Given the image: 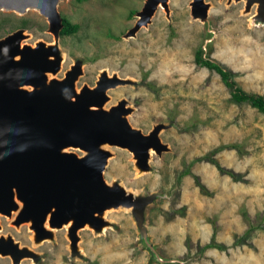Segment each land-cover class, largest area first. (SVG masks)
<instances>
[{
    "label": "rangeland",
    "instance_id": "rangeland-1",
    "mask_svg": "<svg viewBox=\"0 0 264 264\" xmlns=\"http://www.w3.org/2000/svg\"><path fill=\"white\" fill-rule=\"evenodd\" d=\"M144 1H62V17L80 28L60 36L65 59L58 76L81 58L84 73L77 86L96 85L105 69L137 79V86L110 89L107 106L126 97L135 107L132 125L145 133L156 123L172 124L160 134L170 150L153 152L150 170L138 169L128 149L108 146L114 154L104 174L109 182L117 178L133 191L165 195L147 216L151 243L162 259L140 240L131 211L112 208L107 218L115 225L106 232L79 230L85 257L71 259V241L63 228L53 242L35 248L43 254L39 264H177L166 259L179 264H264V113L233 102L221 76L196 62L209 30H214L203 57L236 72L244 90L264 94V24L251 22L256 7L245 12L244 1L207 0L213 4L212 20L205 25L192 20V0H171L169 15L160 7L148 27L127 38ZM20 27L31 33L30 42L53 40L47 18L38 11L0 12V35ZM232 144L236 147H227ZM216 148V162L204 158ZM0 216L1 234L12 233L21 244L32 245L28 224L18 228L13 219ZM211 243L221 248L209 247ZM21 263L34 264L31 258ZM0 264H12L11 258L0 255Z\"/></svg>",
    "mask_w": 264,
    "mask_h": 264
},
{
    "label": "water",
    "instance_id": "water-1",
    "mask_svg": "<svg viewBox=\"0 0 264 264\" xmlns=\"http://www.w3.org/2000/svg\"><path fill=\"white\" fill-rule=\"evenodd\" d=\"M62 1L0 0V12L24 14L34 8L57 23L53 31L54 41H38L36 46L22 43L26 38H19L23 29L0 38V215L9 217L12 212L18 211L14 224L20 226L29 221V226L32 225L36 230L37 240H44L47 236L55 240L53 228H59L60 224L69 220L75 221L77 226L69 233L73 241L71 253L77 255L80 252L81 257H84L78 244L81 239L79 230L91 223L95 225L96 233H102L105 226L115 225L107 218L106 212L111 208L128 207L138 227L140 240L149 246L152 255L162 259L151 243L147 216L149 208L165 195L140 189L134 193L121 180L116 178L109 182L104 175L110 157L114 154L108 146L130 149L137 168L143 171L150 170L153 149L158 154L170 150L160 134L165 128L171 127V123H156L145 133L130 122L135 107L126 97L107 106L112 98L108 92L110 89L123 85L137 86L140 82L121 77L115 72L110 76L105 69L100 72L96 85L86 84L76 90L75 81L84 73L85 64L84 60L77 58L66 72V92L59 91L58 78L55 79V94L39 95L37 91L31 92L27 88L39 70H51L53 67V73L56 74L62 68L65 59L60 46L64 26L59 10ZM170 1L145 0L142 9L135 13L137 21L125 37H135L140 29L148 27L160 6L169 15ZM240 1L245 2V12L251 11L256 5V13L252 18L264 24V0H227V4ZM212 5L207 0H192V20L209 25ZM209 36L202 46L204 52L212 43L215 31L209 30ZM3 81L8 85L5 90H2L5 86L2 85ZM50 98L55 99L51 104L53 111L63 110L62 115H66L62 132L65 142L80 149L82 155L70 151L72 157L58 162L46 161L36 155L39 152V133H55L52 123L60 121H44L41 112ZM32 130L37 136L30 134ZM47 223L52 228H48ZM1 226L0 223V230ZM0 255L10 256L12 264H22L25 258H31L34 264H39L43 254L28 245H22L9 233L0 234ZM166 262L179 264L181 261L166 259Z\"/></svg>",
    "mask_w": 264,
    "mask_h": 264
},
{
    "label": "flooded vegetation",
    "instance_id": "flooded-vegetation-1",
    "mask_svg": "<svg viewBox=\"0 0 264 264\" xmlns=\"http://www.w3.org/2000/svg\"><path fill=\"white\" fill-rule=\"evenodd\" d=\"M20 29L24 30L22 33H20V36L26 37L25 39L22 40V43L27 42L28 44H31L32 46H36V43L38 41H42V40L47 41V40H45V37H39L36 40H34L33 42H30V38L32 37L31 33L26 32L25 27H20V28H17L16 30H20ZM16 30H13V31L7 32V33L5 32L4 34L0 35V38L9 36L10 34H12ZM61 70H62V68H61ZM61 70L58 71L56 74L53 73V67L51 70H46V71L39 70L38 73H35L33 80L30 82V86H28L27 88L31 92L37 91L39 95H47L48 93H54L55 94V91H57V83L55 82V79L58 78L60 81L59 91L66 92V89H65V87L67 85V82H65L66 81L65 80L66 75H64V73H62L63 74L62 76H58V74L61 72ZM51 75H52V77H51ZM4 79L11 80V78H4ZM61 81H62L63 85H61ZM75 82H76V84H75L76 90H78V89L80 90L84 87V85H86V83H85L83 86H77V81H75ZM2 85H5L2 87V90H5V87L8 86L4 81H3ZM92 86H94V85H92ZM9 89L12 92H14L13 89H11V88H9ZM51 96H52V94H51ZM53 97L55 98V95H53ZM54 100L55 99L50 98L49 102L47 103V106L45 108H43L41 114H44V121H46V123H50L53 119H59L60 120L58 123H52V127H53V130L55 131V133H47V132L42 131V133H39V135L37 136L33 133L34 130H32L30 132V134H34L35 136H37L39 138V141H40L39 142V150H38L39 152L36 155L38 157L44 158L46 161L58 162V161H64V160L72 157L70 155V151H77V152L79 151V153H81L80 155H82L83 152L80 149H78L74 146H71L65 142V139H64L62 132H63V124L65 122L66 115L65 114L62 115L63 110H54L53 111L54 108L51 107V104L53 103ZM18 232H20V231H18Z\"/></svg>",
    "mask_w": 264,
    "mask_h": 264
},
{
    "label": "trees",
    "instance_id": "trees-1",
    "mask_svg": "<svg viewBox=\"0 0 264 264\" xmlns=\"http://www.w3.org/2000/svg\"><path fill=\"white\" fill-rule=\"evenodd\" d=\"M63 25L64 26L61 30V35L74 34L80 28L79 24L73 23L67 17H63ZM196 62L200 66H204V67H207L211 70L216 71L221 76L222 82L228 88V90L231 94V100L233 102L238 103V104H249L250 106L257 108L260 112L264 113V94L255 93V92H248V91L244 90L243 88H241V86L238 84V82L235 79V77L237 76L236 72H234L232 69L228 68L227 66L221 64L220 62H218L216 60H213L209 57L208 58L203 57L201 49L196 54ZM227 147H234L235 148L236 145L232 144V145H229ZM219 150H220V148H216V149L212 150L204 158L210 159L211 162L215 161V158H213V156ZM222 171L229 173L234 178H238V176L236 174H234L230 171H227L224 169ZM208 246L221 248L220 245H217L215 243H211Z\"/></svg>",
    "mask_w": 264,
    "mask_h": 264
},
{
    "label": "bare ground",
    "instance_id": "bare-ground-1",
    "mask_svg": "<svg viewBox=\"0 0 264 264\" xmlns=\"http://www.w3.org/2000/svg\"><path fill=\"white\" fill-rule=\"evenodd\" d=\"M64 1H66V0H64ZM245 3V2H244ZM256 6V5H255ZM160 7H162V6H160ZM30 10H36V9H29L27 12H29ZM36 11H38V10H36ZM45 16V15H44ZM46 18H47V16H45ZM140 18V17H139ZM47 20H48V22H49V29H48V31L53 35V39H54V33H53V31H54V29H55V27L57 26V23L55 24L54 23V21H53V19L51 18V19H48L47 18ZM252 21H254V18H252L251 19V22ZM23 36H21V37H19V38H22ZM52 41H54V40H52ZM48 42H51V41H48ZM65 56V55H64ZM62 71V70H61ZM101 75V74H100ZM111 76V75H110ZM51 77H52V75H51ZM79 90V89H78ZM131 122V121H130ZM72 149V148H71ZM70 149V150H71ZM132 154H133V152L130 150V149H128ZM79 152V151H78ZM153 152H155L156 153V151L153 149L152 150V155H153ZM134 155V154H133ZM136 190V189H135ZM135 190L133 191L132 190V192H134L135 193ZM139 191V190H138ZM115 209H117V208H115ZM119 210H121V209H125V210H130L131 211V209H129L128 207H120V208H118ZM117 209V210H118ZM112 208L111 209H109L107 212H106V215H107V217H108V213H110V212H112ZM16 213V214H15ZM15 213H13L12 212V216L15 214V217L14 218H12V216H9V218L10 219H13V221L12 222H14V220H16V217H18V211H16ZM131 213H132V211H131ZM1 215H4V214H1ZM5 216H7V215H5ZM1 217V216H0ZM1 223V222H0ZM14 224V223H13ZM25 224H31L29 221H28V223H22V225H25ZM1 225H2V223H1ZM15 225V224H14ZM22 225H20V226H18L17 225V227L18 228H21L22 227ZM47 225V227L48 228H50L51 226L50 225H48V223L46 224ZM16 226V225H15ZM32 226V225H31ZM31 226H28L29 227V229H30V231H32V237H31V239H32V245H29V244H22V245H28L29 247H31V248H33L35 251H36V247H38L39 245H41L42 243H45V242H53L54 240H52L51 238H48V236L44 239V240H42V239H40V240H37V238H36V230H34ZM77 226V224H76V222L75 221H72V220H69L68 222H66V223H62V224H60V227L59 228H53V232H54V234L56 235V232L57 231H59V230H61V229H63V228H65V231H66V236H67V238H68V240H69V242L71 241L70 240V238H69V233H70V231H71V229L72 228H75ZM2 228H3V225L1 226ZM86 227H88V228H90V229H92L94 232H95V230H96V227H95V225L94 226H92L91 225V223H89V224H86L82 229H84V228H86ZM52 228V227H51ZM106 228H107V226H105L104 227V229H103V231L102 232H106ZM108 229V228H107ZM81 230V229H80ZM2 231V229L0 230V232ZM97 232V231H96ZM95 232V233H96ZM100 233V232H99ZM98 233V234H99ZM1 234V233H0ZM2 234H5L4 232L2 233ZM5 235H8V234H5ZM14 235V234H13ZM15 236V235H14ZM16 239V238H15ZM42 240V241H41ZM73 242V241H72ZM78 244H79V246H80V250H84L82 247H81V245H80V241L78 242ZM145 247H146V249H148L151 253H153L152 252V250L149 248V246L145 243ZM71 252V251H70ZM82 253L83 254H85L84 253V251H82ZM77 255H75V254H73L72 255V253H71V255H70V257H71V259H79V256H80V258H82L81 257V253L80 252H77L76 253ZM2 256H4V255H2ZM4 257H10V256H4ZM84 257H85V255H84ZM25 259H27V258H25Z\"/></svg>",
    "mask_w": 264,
    "mask_h": 264
},
{
    "label": "clouds",
    "instance_id": "clouds-1",
    "mask_svg": "<svg viewBox=\"0 0 264 264\" xmlns=\"http://www.w3.org/2000/svg\"><path fill=\"white\" fill-rule=\"evenodd\" d=\"M15 213V212H14ZM8 217V216H7ZM14 223V222H13Z\"/></svg>",
    "mask_w": 264,
    "mask_h": 264
}]
</instances>
